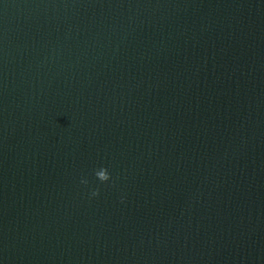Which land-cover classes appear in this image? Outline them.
I'll return each instance as SVG.
<instances>
[{
	"label": "water",
	"instance_id": "obj_1",
	"mask_svg": "<svg viewBox=\"0 0 264 264\" xmlns=\"http://www.w3.org/2000/svg\"><path fill=\"white\" fill-rule=\"evenodd\" d=\"M0 264H264V0H0Z\"/></svg>",
	"mask_w": 264,
	"mask_h": 264
},
{
	"label": "clouds",
	"instance_id": "obj_2",
	"mask_svg": "<svg viewBox=\"0 0 264 264\" xmlns=\"http://www.w3.org/2000/svg\"><path fill=\"white\" fill-rule=\"evenodd\" d=\"M92 195L95 196V195H97V193L93 192Z\"/></svg>",
	"mask_w": 264,
	"mask_h": 264
}]
</instances>
